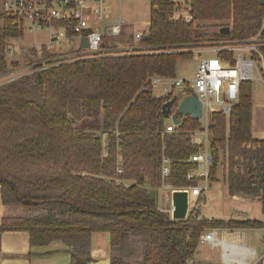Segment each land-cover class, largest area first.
<instances>
[{
    "label": "trees",
    "instance_id": "obj_1",
    "mask_svg": "<svg viewBox=\"0 0 264 264\" xmlns=\"http://www.w3.org/2000/svg\"><path fill=\"white\" fill-rule=\"evenodd\" d=\"M189 3L194 24L169 21L171 0H149V38L141 43L161 52L86 56L0 85V198L26 209L24 215L3 217L0 233L26 231L30 247L61 242L71 264L89 259L95 232L108 234L110 250H119L129 236L147 237L141 264H185L207 230L264 227L258 220L203 218L198 209L172 220L157 207L155 194L150 200L149 192L162 184V155L170 160L165 184H197L187 173L196 168L189 158L201 147L191 137L201 123L177 114L179 124L166 133L161 105L169 97L154 96L148 80L176 77L177 62L193 56L176 50L248 40L264 17L259 0ZM208 23L228 27L229 33L202 31ZM19 35L8 24L1 29L0 75L12 65L4 40ZM252 102L251 83L241 82L229 115L213 111L208 119V180H216L224 153L229 195L259 197L264 189V139L251 135ZM110 264L130 263L112 255Z\"/></svg>",
    "mask_w": 264,
    "mask_h": 264
},
{
    "label": "built area",
    "instance_id": "obj_2",
    "mask_svg": "<svg viewBox=\"0 0 264 264\" xmlns=\"http://www.w3.org/2000/svg\"><path fill=\"white\" fill-rule=\"evenodd\" d=\"M171 2L173 9L169 15V21L182 24L195 23L189 0H171ZM107 16L106 0H0V32L5 24L16 28L21 34L23 30L37 32L46 29L50 32L46 42L32 47L30 56L25 55L22 61L10 65L9 69L0 75V85L86 56L161 52L141 43L147 35V30L146 32H133L132 43L128 45L106 46V40L119 37L126 26L122 18L108 20L103 27L91 26V21L103 23ZM263 28L264 17L261 30L248 40L205 43L196 48L176 50L197 53L198 56L200 53H212L211 57L199 59L196 72L191 80L176 77H151L148 80L152 90L158 83H163L160 97L171 98L176 95L180 101L186 95H195L201 105V118L199 119L201 126L191 137V142L201 148L196 154L190 156L189 161L194 162L196 168L187 173V178L198 179L197 184L185 188H173L165 184L164 179L169 174L170 160L165 155L161 156L162 184L160 189L167 191V203L164 210L169 213L172 220H174L172 218V193L174 191L187 193V217L190 211L189 197L201 196L209 185L211 154L208 119L210 113L220 111L228 116L232 106L238 101L241 82H250L252 79L264 82ZM13 39L16 38L6 37L4 40L6 59L13 55L10 48ZM84 39L87 47H83ZM222 51L231 53V58L224 60L219 57L218 53ZM44 54L52 56L44 57ZM173 130L172 122L166 125V133H171ZM116 171L120 173L121 169L118 168ZM218 233L221 234L220 237L217 236ZM199 243L206 244L210 248H219L222 264L256 263V252L246 247L241 237L231 230L219 228L207 230L199 235ZM225 244L242 246L243 250L234 247L227 248Z\"/></svg>",
    "mask_w": 264,
    "mask_h": 264
},
{
    "label": "rangeland",
    "instance_id": "obj_3",
    "mask_svg": "<svg viewBox=\"0 0 264 264\" xmlns=\"http://www.w3.org/2000/svg\"><path fill=\"white\" fill-rule=\"evenodd\" d=\"M106 10L108 16L103 23L91 21V26H105L110 18H122L126 23L119 37L108 38L106 46L120 47L132 43V33L135 31L146 32L149 21V0H106ZM202 31L213 32L220 28L219 23H208L200 27ZM50 32L46 29L37 32L23 30L19 38L13 39L10 48L13 51L12 57H7V62L15 65L22 61L24 56H30V50L33 46L44 43L48 40ZM22 50V52H20ZM212 53H194L191 59L180 60L176 65V78L191 80L196 72L200 58L211 57ZM252 88V121L251 135L255 139H264V82L257 79L250 80ZM163 83H158L152 93L160 97ZM204 118L202 119V122ZM166 124H169L167 120ZM79 128V122L73 123ZM220 164L217 167L216 180L209 182L208 187L199 197H189V210L198 209L200 217L217 218L227 220L230 218L243 219L242 217L250 216L264 221V200L260 206V200L255 201L252 205L238 202L228 194L226 183L224 181L226 164L224 153L220 155ZM155 202L158 208L165 209L167 203V191L157 188L153 190ZM18 206V205H16ZM18 206L15 211L22 209ZM251 214V215H250ZM232 231V230H231ZM243 237V243L246 247L256 250L259 255L260 250L264 247V228L244 229L240 231ZM220 237V234H217ZM147 237L129 236L127 241L119 250H110V256H118L123 261L130 264H141L143 252L147 246ZM91 252H97L108 248L109 236L106 232H95L91 238ZM60 243V242H59ZM105 250V249H104ZM185 264H222L219 261V248H210L206 244L199 243L193 256L187 259Z\"/></svg>",
    "mask_w": 264,
    "mask_h": 264
},
{
    "label": "crops",
    "instance_id": "obj_4",
    "mask_svg": "<svg viewBox=\"0 0 264 264\" xmlns=\"http://www.w3.org/2000/svg\"><path fill=\"white\" fill-rule=\"evenodd\" d=\"M112 19L114 18H110L109 21H111ZM166 120L168 122H171L170 119H165V121ZM231 198L249 206L252 205L255 201L261 199V201H259L261 206L264 200V189L261 193V196L259 197H244L241 195H231ZM17 208L18 206L13 204H3L0 198V221L5 216H20L26 213V209L24 208L15 211V209ZM242 218L258 220L253 216H250V218L243 216ZM208 219L217 218L211 217ZM261 222L264 223V221ZM232 231L233 233L240 236L243 241L244 236L240 234L241 230ZM91 248L92 245H90V257L88 260L84 261L83 264H87L88 261H98L105 258L110 259L109 246L108 248H104L105 250L103 249L94 255L91 252ZM67 249L68 248L61 242H51L43 247H30L29 235L26 231H4L0 233V264H71V255ZM260 251L261 252L259 253V255H256V262L261 261L262 263V260L264 258V247H262ZM219 261L221 263L220 250Z\"/></svg>",
    "mask_w": 264,
    "mask_h": 264
},
{
    "label": "water",
    "instance_id": "obj_5",
    "mask_svg": "<svg viewBox=\"0 0 264 264\" xmlns=\"http://www.w3.org/2000/svg\"><path fill=\"white\" fill-rule=\"evenodd\" d=\"M260 4L264 6V0H259ZM220 34H228V27L219 28ZM149 35H145L144 39H148ZM83 47H87V42L84 39L82 41ZM176 106L175 113H172V109ZM177 114L182 116H189L191 119L199 120L201 118V105L195 95H186L180 101L176 95H173L167 101L161 105V115L164 119H170L172 124L178 125L179 119ZM150 200H154V193L149 192ZM172 218L174 220H184L187 213V193L185 191H174L172 193ZM87 264H110V259L105 258L98 261H88ZM264 264V258L262 263Z\"/></svg>",
    "mask_w": 264,
    "mask_h": 264
},
{
    "label": "bare ground",
    "instance_id": "obj_6",
    "mask_svg": "<svg viewBox=\"0 0 264 264\" xmlns=\"http://www.w3.org/2000/svg\"><path fill=\"white\" fill-rule=\"evenodd\" d=\"M225 245H227V248H231V249H232V248L234 247V248H237V249L239 248V249L243 250L242 246H240V247H236V246H234L233 244H225ZM241 250H240V251H241ZM241 253H242V251H241Z\"/></svg>",
    "mask_w": 264,
    "mask_h": 264
}]
</instances>
